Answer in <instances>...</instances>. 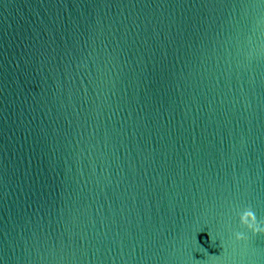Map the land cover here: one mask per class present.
<instances>
[{
  "label": "water",
  "instance_id": "obj_1",
  "mask_svg": "<svg viewBox=\"0 0 264 264\" xmlns=\"http://www.w3.org/2000/svg\"><path fill=\"white\" fill-rule=\"evenodd\" d=\"M248 206L264 0H0V264H264Z\"/></svg>",
  "mask_w": 264,
  "mask_h": 264
},
{
  "label": "clouds",
  "instance_id": "obj_2",
  "mask_svg": "<svg viewBox=\"0 0 264 264\" xmlns=\"http://www.w3.org/2000/svg\"><path fill=\"white\" fill-rule=\"evenodd\" d=\"M239 223L243 228L251 231L254 235L258 233L264 234V221L257 220L251 206L244 208L243 211L239 213ZM235 239L238 241L243 240L246 239V236L243 232H236Z\"/></svg>",
  "mask_w": 264,
  "mask_h": 264
}]
</instances>
